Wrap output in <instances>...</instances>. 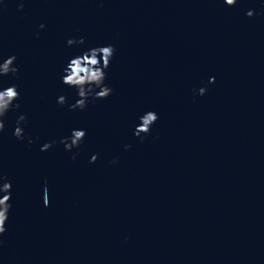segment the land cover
I'll return each instance as SVG.
<instances>
[{
	"label": "water",
	"instance_id": "water-1",
	"mask_svg": "<svg viewBox=\"0 0 264 264\" xmlns=\"http://www.w3.org/2000/svg\"><path fill=\"white\" fill-rule=\"evenodd\" d=\"M0 6V62L18 69L0 89L19 92L0 132V264H264V0ZM108 45L112 93L70 110L63 69ZM148 111L158 119L134 135ZM74 129L86 134L65 150Z\"/></svg>",
	"mask_w": 264,
	"mask_h": 264
},
{
	"label": "clouds",
	"instance_id": "clouds-1",
	"mask_svg": "<svg viewBox=\"0 0 264 264\" xmlns=\"http://www.w3.org/2000/svg\"><path fill=\"white\" fill-rule=\"evenodd\" d=\"M236 0H224V3L228 6H233ZM23 4L18 5V11L22 9ZM2 6H0V11H2ZM246 16H253V10H248ZM43 28L44 25H39ZM69 46L73 44H83L84 39L80 37L79 39H69L66 42ZM114 47L112 45L108 46H98L90 48L82 54L72 58L66 64L63 69V75L61 77L62 83L74 87L77 92L78 99L71 105H69L70 110L80 109L83 110L87 106L89 97L92 100L106 99L111 93L112 89L104 84L106 78L105 69L109 67L111 58L114 54ZM16 57L9 56L0 62V77L11 74L16 76L18 69L14 66ZM214 78H209V83L213 82ZM98 89V90H97ZM206 89L201 87L197 90L198 95H204ZM19 98V92L15 85L10 87L0 89V132L4 129L3 118L10 108H19V104H14L13 101ZM66 99L63 95L57 98V103L63 105ZM25 117L20 115L16 120V126L13 130V136L18 140L24 138L23 129L20 127L21 122H23ZM158 119V116L153 111H148L143 114L139 120V124L134 130V135L141 136L143 133L147 135L151 129V125ZM85 131L83 130H72L70 137L62 138L60 143L64 145L65 150H71L73 147H78L80 142L85 136ZM29 144L32 143L29 139ZM52 146L51 143H45L41 146L40 151H46ZM126 147H128L126 145ZM74 158V157H73ZM97 159L96 155L91 156L90 163L95 162ZM11 188L12 185L7 181L6 177L0 174V236L6 231L4 225L8 219L7 213L11 208L9 203L11 199ZM43 205L47 207L49 205L48 191L47 187L43 189L42 193Z\"/></svg>",
	"mask_w": 264,
	"mask_h": 264
}]
</instances>
